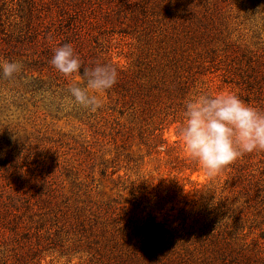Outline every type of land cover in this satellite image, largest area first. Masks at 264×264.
I'll use <instances>...</instances> for the list:
<instances>
[{
    "label": "rangeland",
    "instance_id": "374dc122",
    "mask_svg": "<svg viewBox=\"0 0 264 264\" xmlns=\"http://www.w3.org/2000/svg\"><path fill=\"white\" fill-rule=\"evenodd\" d=\"M64 1L0 0V63L22 64L13 78L0 75V264H90L64 246L57 226L78 200L142 199L159 222L178 224L183 208L220 207L222 190L244 156L252 158L245 160L247 168L264 167V151L253 152L210 175L178 135L183 103L197 92H233L264 111V0H165L176 18H187L180 38L174 34L176 43L169 41L176 47L171 54L157 43V33L152 44L137 30L121 34L120 4L111 0L114 27L95 34L87 58H107L137 83L178 67L186 89L169 99L118 80L95 112L61 103L69 86L86 81L77 73L64 77L36 44ZM137 2L142 0H131ZM157 3L147 5L160 15ZM30 22L42 36L33 37ZM148 22L142 24L147 30ZM231 209L230 215L240 213L236 227L246 242L264 230L262 216L251 218L241 204ZM258 242L264 245V239Z\"/></svg>",
    "mask_w": 264,
    "mask_h": 264
},
{
    "label": "trees",
    "instance_id": "16d2710c",
    "mask_svg": "<svg viewBox=\"0 0 264 264\" xmlns=\"http://www.w3.org/2000/svg\"><path fill=\"white\" fill-rule=\"evenodd\" d=\"M94 1H99L96 7L97 3L92 0H65L62 7L58 5V9L61 7L58 19L47 26L45 41L39 38L36 43L44 46L45 57L51 60L57 47L71 44L81 61L77 74L83 80L87 81L83 75L85 68L103 63L118 71V80L124 86L135 85L139 91L153 92L151 96L177 98L186 89L178 67H170L163 75L156 73L145 77L143 82L140 78L137 83L129 70H119L109 59L92 55L91 60L87 58L86 51L91 49L90 42L96 39L95 34L115 24L109 16L111 12H107V5L113 1ZM149 1L142 0L143 3L134 5L131 0L115 1L114 4H120L119 11H115L120 33L131 34L129 31L137 30L148 44H152L157 33V43L164 44L166 52L171 54L176 47L169 41L176 43L174 34L180 38L179 26L186 23L187 18H176L178 14L168 10L172 8L171 1L165 0H156L161 10L160 15H156L148 9ZM127 15L130 16L125 21ZM147 21H150L148 30L142 26ZM154 25L159 26L157 32L153 30ZM33 26L30 22L31 30ZM33 32L35 39L42 36L40 28ZM247 157L252 159L247 155L243 157L244 162L234 165V176L226 182L221 193L224 201L216 203L220 207L213 204L191 213L183 208L178 224L159 222L142 199L134 202L118 198L102 202L90 197L83 201L77 199L76 205L63 216L65 219L57 220L64 235V246L67 244L71 252L86 256L90 264H264V245L258 242V238L264 239V230L261 229L257 238L246 242L239 237L240 228L236 227L240 213L230 215L231 208L241 204L251 218L262 216L264 224V167L255 168L250 163L247 168ZM250 228L253 234L254 226Z\"/></svg>",
    "mask_w": 264,
    "mask_h": 264
},
{
    "label": "clouds",
    "instance_id": "9594fccd",
    "mask_svg": "<svg viewBox=\"0 0 264 264\" xmlns=\"http://www.w3.org/2000/svg\"><path fill=\"white\" fill-rule=\"evenodd\" d=\"M50 64L64 77H71L81 69V61L71 44L57 47ZM21 70L19 62L0 63V75L4 78L11 79ZM83 75L87 78L86 86H69L68 96L61 103L95 112L102 107V94L116 85L118 71L96 63L85 68ZM178 135L185 151L208 174H215L244 154L264 151V111L244 103L233 92H197L183 103Z\"/></svg>",
    "mask_w": 264,
    "mask_h": 264
}]
</instances>
